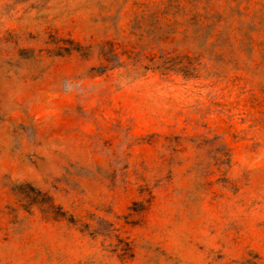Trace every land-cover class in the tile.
<instances>
[{"label": "rangeland", "instance_id": "rangeland-1", "mask_svg": "<svg viewBox=\"0 0 264 264\" xmlns=\"http://www.w3.org/2000/svg\"><path fill=\"white\" fill-rule=\"evenodd\" d=\"M0 264H264V0H0Z\"/></svg>", "mask_w": 264, "mask_h": 264}]
</instances>
